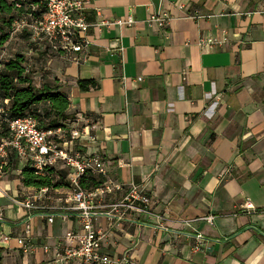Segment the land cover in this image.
<instances>
[{
  "label": "crops",
  "instance_id": "0c3cea01",
  "mask_svg": "<svg viewBox=\"0 0 264 264\" xmlns=\"http://www.w3.org/2000/svg\"><path fill=\"white\" fill-rule=\"evenodd\" d=\"M88 1L90 22L135 24L91 28L87 60L48 49V63L69 96L68 128L95 137L78 149L104 159L105 180L144 186L153 213L98 217L102 252L130 264H264V0ZM151 13L167 24H150ZM202 37L225 42L205 48ZM24 164L0 178V264H53L43 246L80 224L14 205L30 189ZM54 194L47 204L57 211L67 197ZM247 200L256 211L242 208ZM206 215L213 225L192 221ZM28 220L34 251L18 243Z\"/></svg>",
  "mask_w": 264,
  "mask_h": 264
},
{
  "label": "built area",
  "instance_id": "2783aa9c",
  "mask_svg": "<svg viewBox=\"0 0 264 264\" xmlns=\"http://www.w3.org/2000/svg\"><path fill=\"white\" fill-rule=\"evenodd\" d=\"M46 6V13L40 19H22L15 26L13 34L29 29L31 39L38 45H49L53 51H63L67 54H84L83 57H74L75 62L87 60L92 42L87 33L91 28L111 29L114 26L126 27L135 24L133 17L126 20H103L90 22L87 11L90 7L88 0H42ZM169 18L165 13H151L148 18L150 24L164 27ZM225 39L216 40L212 37H202L199 45L212 48L222 44ZM141 80V79H140ZM0 111L3 108L0 106ZM88 137L91 141L95 137L85 130L58 128L44 130L40 128L36 118L31 116L19 117L9 121V137L0 143V178L3 169L7 166L9 151L29 164L38 176H44L48 169H65L67 174V201L66 205L55 211L48 205L53 193H60L62 188L29 187L24 196L19 199L14 197V205L21 206L29 213L46 215L48 221L53 223L56 217L67 221L76 218L80 227L71 230L53 246L44 245L43 249L51 254L53 264H130V257L124 254L114 257L102 252L106 232L95 225L100 216H105L109 221L124 220L132 213L153 215L151 198L145 187L135 182L129 184L113 180H104L94 188H87L82 180L88 175L98 177L107 176V165L99 155H85L78 149L77 140ZM121 194V196H117ZM108 198H111L107 202ZM242 208L247 212H254L255 207L247 200ZM215 216L206 215L192 221H207L215 223ZM0 213V220H2ZM191 222V221H185ZM9 240L8 236L4 237ZM198 244L195 250L201 249L204 241L203 235L197 236ZM18 243L27 251H34L38 245L33 241L31 224L28 220L25 233L18 238Z\"/></svg>",
  "mask_w": 264,
  "mask_h": 264
},
{
  "label": "trees",
  "instance_id": "16d2710c",
  "mask_svg": "<svg viewBox=\"0 0 264 264\" xmlns=\"http://www.w3.org/2000/svg\"><path fill=\"white\" fill-rule=\"evenodd\" d=\"M45 13L46 6L42 0H0V46L8 43L12 36L18 35L33 48L38 49L40 45L32 41L29 29L17 34L13 32L16 24L22 19H40ZM41 46L44 49L41 53L48 54V49L53 51L49 45ZM27 60L24 54L17 53L14 58L0 62V106L3 108V111H0V143L9 137V121L15 118L34 117L44 130L67 128L75 120V116L68 112L70 100L62 85L58 80L53 83L35 84L34 77L28 70ZM79 85L87 90L89 85L95 86L96 83L81 81ZM10 152L13 157L9 160L8 156V165L18 166L19 158L14 152ZM67 174L68 171L65 169L51 168L44 176H38L29 164L25 163L19 177L26 187L62 188L69 186ZM104 180L102 177L88 175L83 178L82 183L87 188H94Z\"/></svg>",
  "mask_w": 264,
  "mask_h": 264
},
{
  "label": "rangeland",
  "instance_id": "374dc122",
  "mask_svg": "<svg viewBox=\"0 0 264 264\" xmlns=\"http://www.w3.org/2000/svg\"><path fill=\"white\" fill-rule=\"evenodd\" d=\"M17 53L24 54L27 57L28 70L30 74L33 75L35 84L41 85L42 83H53L55 80H57L54 78L51 65L48 63L49 55L45 54L44 52L41 53L36 48H33L31 44L25 42L18 35L12 36L8 43L0 46V62L14 58ZM11 157H13V154L9 151V160ZM9 160L7 159V161ZM16 166V164L12 165L13 168H16ZM13 168L9 170V168L6 167L3 169V171L10 174L11 176H15L16 172H14ZM62 189V193L54 195L62 197L64 201L66 197H68V193L66 191L67 187H62Z\"/></svg>",
  "mask_w": 264,
  "mask_h": 264
}]
</instances>
